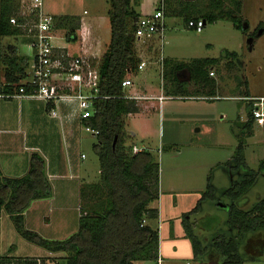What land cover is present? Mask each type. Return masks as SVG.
Masks as SVG:
<instances>
[{"label": "rangeland", "instance_id": "rangeland-1", "mask_svg": "<svg viewBox=\"0 0 264 264\" xmlns=\"http://www.w3.org/2000/svg\"><path fill=\"white\" fill-rule=\"evenodd\" d=\"M138 1L142 13H153L161 4V0ZM195 1L200 9L217 11L214 0ZM232 1L223 0L224 7H235ZM109 7V0H45L44 3L47 13L75 14L91 29L84 41L79 36L76 42L64 38L57 43L67 47L74 56L82 54L81 49L86 48L88 54L99 59L110 42ZM174 7L178 9L177 5ZM240 16L241 29L228 19H220L215 23L207 22L202 32L187 27L184 16H168L163 43L155 38L145 45H136L137 53L148 65L142 72L129 75L134 84L130 88L132 93L158 95L162 92L161 75L153 63L160 54L161 43L165 58L183 62L195 58L219 59V63L210 69V76L217 81V97H173L164 101L161 110L147 109L145 105L150 103L144 101L145 104L140 105L141 111L126 117L127 133H136L128 136L127 146L132 151L136 147L152 151L159 163L157 196L151 204L159 210V217L152 222L159 231V264H196L194 239L207 251L206 257L216 250L214 236L234 238L242 264H264V251L260 254L256 250L259 241H263L260 245L264 249V233L257 235L256 242L248 243L247 251V234H239L228 222V205L232 201L227 190L241 182L251 170L256 172L255 182L236 205L248 210L264 198V168H260L264 161V129L256 125L254 135L242 137L240 127L247 118L248 105L244 95L264 96V0H242ZM3 43L21 47L20 39L15 36L5 37ZM226 51L236 52L238 57L228 56ZM179 77L188 81V71H181ZM40 106L34 100L0 98V139L9 145L10 135L25 132L27 141L39 145L38 150L50 159L48 147L60 137L61 141H71L65 153L71 155L79 150L86 154V159L79 163L82 171H86L55 180V197L30 205L24 216L25 230L47 240H63L78 231L81 213H91L95 209L89 180L98 178L100 163L93 148L97 138L85 132L82 125L79 129L72 119L61 123L48 117ZM240 136L244 138V155L250 169L238 166L236 151ZM12 156L14 154L6 155ZM209 184L215 199H202ZM197 205V212L190 213ZM0 216V252L3 256L21 258L51 253L23 236L12 216L4 212ZM66 255L55 252V255L41 259L44 264H64L61 260ZM157 263L148 260L136 264Z\"/></svg>", "mask_w": 264, "mask_h": 264}, {"label": "trees", "instance_id": "trees-1", "mask_svg": "<svg viewBox=\"0 0 264 264\" xmlns=\"http://www.w3.org/2000/svg\"><path fill=\"white\" fill-rule=\"evenodd\" d=\"M161 2L165 18L184 16L187 27L190 20H204L206 25L207 22L228 19L236 28H242V0H233L235 7L230 8L224 7L223 0H214L217 11L198 8L195 0ZM109 4L110 42L100 59L99 70L100 92L112 97L96 100L94 115L83 121L99 131L93 148L99 158L100 178L97 183L90 185L95 200L92 207L95 209L91 213H81L78 231L63 240H47L25 230L24 213L31 203L37 199L49 198L53 194L46 160L41 154L34 152L26 174L9 177L0 171V215L4 212L12 216L18 230L28 240L51 252L67 253L63 258L65 264H136L138 261L148 260L159 263V231L152 224L159 217V210L151 205L157 196L159 163L152 151H132L127 146V138L132 134L126 131V117L139 112L140 107L135 101L122 97L124 92L121 85L122 80L129 74L138 73L141 57L136 49L135 30L138 20L143 16L135 8L139 4L138 0H109ZM19 6L20 0H0V66L10 82L20 80L26 63V57L20 54L17 45L3 43L7 36L17 38L22 34L21 29L10 22L12 16H17ZM54 19L55 28L65 31L69 42L78 40L80 16L55 15ZM226 55L235 59L238 57L236 52L226 51ZM218 63V58H195L188 62L164 58L163 70L159 71L162 91L174 98L197 95L215 98L217 81L210 76V69ZM183 70L189 73L188 81L179 77ZM191 86L194 87L192 90ZM250 96L252 95L247 93L243 99ZM247 105V119L240 126L242 137L245 134L254 135L255 129L251 118V105ZM50 108L49 105L45 106L44 111ZM241 136L236 151L238 166L250 169L244 155V138ZM260 166L264 168V161ZM256 176V172L251 170L241 182H236L227 190L232 201L228 205V222L239 234H247V251L248 243L256 242L257 235L264 233V198L248 210L238 207L236 201L253 186ZM204 198L215 199L210 184L208 191L202 195V199ZM198 209L199 205L190 213L197 212ZM191 235L194 237L193 233ZM259 242L256 250L261 254L264 251L263 245H260L263 241ZM213 244L216 250L204 257L207 251L201 249L199 242L194 239L196 264H242L243 259L234 238L216 236ZM209 257L214 258L210 260ZM0 264L44 263L37 257L12 259L0 256Z\"/></svg>", "mask_w": 264, "mask_h": 264}, {"label": "built area", "instance_id": "built-area-1", "mask_svg": "<svg viewBox=\"0 0 264 264\" xmlns=\"http://www.w3.org/2000/svg\"><path fill=\"white\" fill-rule=\"evenodd\" d=\"M44 3L45 0H20L17 16H12L10 19L11 24L22 31L16 39L21 41V47L18 48L20 54L26 57V63L18 82L7 80L4 69L0 66V98L41 101L45 106H51L47 111L50 118L61 123L67 119L79 120L82 129L96 137L99 131L84 124L83 121L94 115L96 100L112 97L102 95L100 92L101 58L84 52L74 56L67 47L60 46L57 41L67 39L66 34H58L64 31L55 28L54 15L45 11ZM160 5V8L153 13L138 20L135 30L138 44L145 45L155 38L161 39L163 43L167 23L162 2ZM84 13L86 14L87 11L85 10ZM188 26L196 32H202L205 22L190 20ZM78 34L84 41L88 34L87 27L81 26ZM162 43L161 49H158L160 54L153 62L158 65L160 72L163 70L165 58ZM147 65V61L141 58L137 72L145 70ZM129 75L121 82L124 92L122 97L135 101L139 107L147 101L150 103L145 105L147 109L161 110L164 101L173 98L165 95L163 91L158 95L130 92L134 84ZM244 100L251 105L254 125L264 129V96H250L245 97ZM84 157L83 154L82 158ZM38 261L40 263V260Z\"/></svg>", "mask_w": 264, "mask_h": 264}, {"label": "crops", "instance_id": "crops-1", "mask_svg": "<svg viewBox=\"0 0 264 264\" xmlns=\"http://www.w3.org/2000/svg\"><path fill=\"white\" fill-rule=\"evenodd\" d=\"M139 7H140V3L137 6H135V8H136V11L141 13L142 16H147V15L151 14V13H142L139 10ZM58 15H75V14H58ZM108 18H109V16H108ZM81 26H87L88 34L90 33V30H91L90 27L88 25L84 24L82 18H81ZM81 51L84 53L89 52L88 49H86V48H84V50L81 49ZM157 67H158V65H157ZM158 69H159V67H158ZM26 100H32V99H26ZM34 101L39 102L41 105L40 108L42 109V111H44L45 104L41 101H38V100H34ZM44 113H46L48 115L47 111L46 112L44 111ZM48 117H49V115H48ZM73 122L80 129V127H81L80 121L74 120ZM24 133H22L18 136L10 135L8 137V142H10L11 144H9V145L5 144L0 139V171L3 175L9 176V177H18V176L26 174L30 168L31 155H32V153L37 152V153L41 154L44 157V159L46 160L47 175L51 181L52 190H53V194H52L51 198H43V199H53L55 197V188H54L55 186L53 185V182L55 180H60V179L64 178L65 175H79L83 171H86V170L82 171V168L79 165V163H82V161L84 159H86V157H87L84 152L77 150L75 152L74 151L71 152V155H69V152L65 153L67 146H70V143H71V141L69 142V139H63L64 141H61V138L58 137L56 139V142L54 143V145L48 147L47 153H48V156L50 158V159H48L47 156L43 155L38 150V149H40L39 145H36L34 143L32 144L29 139L27 141ZM131 134L133 136L136 135L135 132L131 133ZM64 146H65V148H64ZM136 149L143 150L145 148L136 147ZM7 154H14V157L13 156L10 158L6 157ZM83 154L85 155L84 158H82ZM14 175H17V176H14ZM99 178H100V167L98 170V178L96 180H93V181L89 180V182L95 183L99 180ZM83 181L87 182L86 180H83ZM39 200H41V199L34 200L31 203V206ZM28 210H29V208L25 211L24 216ZM214 237H216V236H214ZM214 237H213V239H214ZM51 254L55 255V252H51V253L46 254V255H33V256L32 255H26V256H23V258L24 257H37V258L41 259V257L49 256ZM0 256H3L1 254V252H0ZM9 258L17 259L16 257H10V256H9ZM61 261L65 264L64 259ZM157 264H159V263H157Z\"/></svg>", "mask_w": 264, "mask_h": 264}]
</instances>
